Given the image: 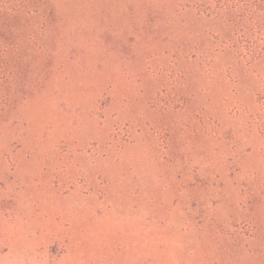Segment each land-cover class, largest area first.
<instances>
[{
  "label": "rangeland",
  "instance_id": "rangeland-1",
  "mask_svg": "<svg viewBox=\"0 0 264 264\" xmlns=\"http://www.w3.org/2000/svg\"><path fill=\"white\" fill-rule=\"evenodd\" d=\"M204 2L0 0V264H264V52Z\"/></svg>",
  "mask_w": 264,
  "mask_h": 264
},
{
  "label": "trees",
  "instance_id": "trees-1",
  "mask_svg": "<svg viewBox=\"0 0 264 264\" xmlns=\"http://www.w3.org/2000/svg\"><path fill=\"white\" fill-rule=\"evenodd\" d=\"M202 12L209 16L228 15L232 30H243L242 36L236 34V52L240 61L248 64L257 60L264 52L263 12L264 0H205ZM258 103L264 112V95L258 96Z\"/></svg>",
  "mask_w": 264,
  "mask_h": 264
}]
</instances>
